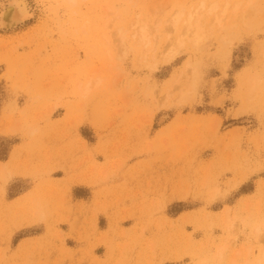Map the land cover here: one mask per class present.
Here are the masks:
<instances>
[{
    "label": "rangeland",
    "instance_id": "obj_1",
    "mask_svg": "<svg viewBox=\"0 0 264 264\" xmlns=\"http://www.w3.org/2000/svg\"><path fill=\"white\" fill-rule=\"evenodd\" d=\"M26 1L0 264H264V0Z\"/></svg>",
    "mask_w": 264,
    "mask_h": 264
},
{
    "label": "bare ground",
    "instance_id": "obj_2",
    "mask_svg": "<svg viewBox=\"0 0 264 264\" xmlns=\"http://www.w3.org/2000/svg\"><path fill=\"white\" fill-rule=\"evenodd\" d=\"M249 4H250V2H249ZM249 4L248 5L246 4V5L249 6ZM250 5H251L250 7H252L253 5H255V3L252 2ZM239 6L240 5L237 4L236 8L238 9ZM247 6H246V8H247ZM250 7H248V8H250ZM29 8L30 7L28 6L26 0H2L0 2V28L4 29V30H13V29L17 28L19 25H22L27 19H29L30 16H32V15H30ZM177 17H179V16H176L175 19H173V21H172L174 24V27H178V19L179 18H177ZM202 17H204V16H202ZM190 19H192V18H190ZM189 22L190 23H189L188 30H194V32H195L194 33V41L199 42L204 36V33L201 32L200 30H201V28L204 29L205 25L202 24L203 27H201V22H202L201 19H199L197 21V23H195V25L193 22H191V20ZM220 22H221V24H223V25H221L222 27L227 26V25H224V23H222L223 21L219 20V23ZM179 34H180V32H179ZM224 39H226V38H224Z\"/></svg>",
    "mask_w": 264,
    "mask_h": 264
}]
</instances>
